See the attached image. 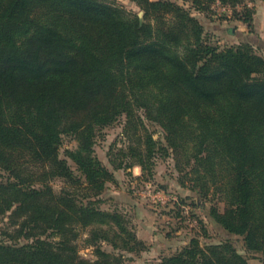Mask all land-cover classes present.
I'll use <instances>...</instances> for the list:
<instances>
[{
	"label": "trees",
	"instance_id": "16d2710c",
	"mask_svg": "<svg viewBox=\"0 0 264 264\" xmlns=\"http://www.w3.org/2000/svg\"><path fill=\"white\" fill-rule=\"evenodd\" d=\"M131 1L143 17L108 0H0V215L10 210L14 227L2 232L0 264H119L101 240L114 250L146 248L121 214L89 199L113 179L93 155L94 138L120 116L133 142L128 166L143 171L163 150L139 109L173 154H190L198 194L205 200L212 186L224 201L208 217L264 264V57L252 45L260 40L232 27L240 42L220 47L175 1ZM184 1L200 12L244 2ZM245 10L237 17L251 33ZM66 134L77 148L62 158ZM56 178L69 187L54 191ZM86 226L94 259L79 254ZM159 264L249 263L229 240L201 246L191 238Z\"/></svg>",
	"mask_w": 264,
	"mask_h": 264
},
{
	"label": "rangeland",
	"instance_id": "374dc122",
	"mask_svg": "<svg viewBox=\"0 0 264 264\" xmlns=\"http://www.w3.org/2000/svg\"><path fill=\"white\" fill-rule=\"evenodd\" d=\"M108 1L120 5L131 15H140L139 17L144 15V10L131 0ZM172 1L182 5L197 17L204 27V33L211 36L212 42L220 47L240 42L234 33L227 32L233 27L235 31H245L250 36L255 35V38H259L262 42L252 45L264 57V0H244L242 4L228 8L215 2L209 10L203 12L193 7L190 1ZM246 8L251 9L253 22L251 33L246 23L237 17L238 14L242 15ZM167 17L171 19L169 15ZM139 115L147 131L152 134L153 140L158 141L163 150L154 153L143 171L137 164L128 166L134 161L128 155L133 142L123 130L125 116H120L114 124L104 128L102 133H98L94 138L93 155L113 173V179L106 182L101 193L89 199L96 201L101 210L121 214L129 230L146 248L137 252L122 248L114 250L112 245L104 240L99 242L101 248L119 257L121 260L119 264H159L163 256L179 251L191 238L198 239L201 246L229 240L249 264H261L258 253L244 249L241 236L226 232L208 217L213 204L218 205L219 211L223 212L225 203L218 193L214 194L212 186L205 200L198 194L197 173L193 171L195 167L189 160L190 154L182 150L173 154L172 149L166 146L165 132L156 123L149 121L142 109H139ZM76 148L77 141L73 135L62 136L60 157L65 156L66 149ZM67 161L75 168L71 159ZM119 162L122 166L115 167ZM6 176L7 174L0 170V179ZM207 180L210 183L209 177ZM49 184L54 191L69 187L64 180L58 178L51 179ZM84 186L85 181L81 183V187ZM82 188L76 192L85 195ZM9 213L10 210L0 215V239L3 240L6 239L3 230L14 228L9 225ZM90 230L91 226L78 230L79 254L86 259H94L93 248L86 242ZM109 236H112L111 232Z\"/></svg>",
	"mask_w": 264,
	"mask_h": 264
},
{
	"label": "crops",
	"instance_id": "0c3cea01",
	"mask_svg": "<svg viewBox=\"0 0 264 264\" xmlns=\"http://www.w3.org/2000/svg\"><path fill=\"white\" fill-rule=\"evenodd\" d=\"M254 24L257 26V24L254 22ZM237 32H240L242 33V35H240V38H248L250 37V34L246 33L245 31H240V30H237ZM263 32V31H262ZM235 34V33H234ZM236 35V34H235ZM263 35V34H262ZM237 36V35H236ZM239 38V36H237ZM256 39H259V38H256ZM260 40V39H259ZM261 41V40H260ZM262 42V41H261Z\"/></svg>",
	"mask_w": 264,
	"mask_h": 264
},
{
	"label": "water",
	"instance_id": "95a60500",
	"mask_svg": "<svg viewBox=\"0 0 264 264\" xmlns=\"http://www.w3.org/2000/svg\"><path fill=\"white\" fill-rule=\"evenodd\" d=\"M140 16V15H139Z\"/></svg>",
	"mask_w": 264,
	"mask_h": 264
}]
</instances>
